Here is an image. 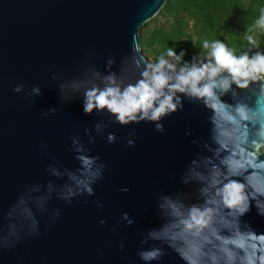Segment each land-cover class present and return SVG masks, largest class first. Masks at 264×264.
I'll use <instances>...</instances> for the list:
<instances>
[{
	"label": "water",
	"instance_id": "1",
	"mask_svg": "<svg viewBox=\"0 0 264 264\" xmlns=\"http://www.w3.org/2000/svg\"><path fill=\"white\" fill-rule=\"evenodd\" d=\"M166 2L0 0V228L6 227V214L26 185L66 182L46 169L59 161L61 170H76L71 137L79 134L87 143L86 127L96 136L95 143L87 144L89 154L107 165L104 178L94 185V196L71 204L54 196L48 211L59 209V219L52 223L47 212H37L39 234L0 250V264H143L137 251L153 244L142 245L141 240L160 223L155 216L159 196L192 191L180 178L200 151V142L208 138V113L202 106L185 102L182 111L163 121L166 132L161 134L150 123L122 127L110 123L107 113L86 115L80 98L61 104L58 83L51 79L53 72L78 76L89 63L106 71L109 58L116 60L113 71L118 72L134 46L142 52L141 29ZM15 84L26 90L38 86L43 94L25 99L13 91ZM54 107L55 116L41 117ZM98 121L108 125L105 138L94 131ZM110 132L118 138L114 144L107 143ZM127 139L135 144L127 146ZM125 187L128 192L120 191ZM124 213L135 220L133 225L121 221ZM243 220L264 233V217L255 208ZM166 253L159 264H184L171 250Z\"/></svg>",
	"mask_w": 264,
	"mask_h": 264
},
{
	"label": "clouds",
	"instance_id": "2",
	"mask_svg": "<svg viewBox=\"0 0 264 264\" xmlns=\"http://www.w3.org/2000/svg\"><path fill=\"white\" fill-rule=\"evenodd\" d=\"M261 31L264 9L247 27L244 39L248 49L239 55L220 39H205L200 56L191 62L184 61L185 51L177 55L173 47L151 62L134 46L118 72L113 71V58L107 59L106 71L89 63L78 76L68 78L53 72L51 79L58 83L61 104L80 98L86 115L107 113L110 123L122 127L150 123L164 134L163 121L182 111L185 102L202 106L208 113V138L200 142V151L180 178L192 191L159 196L155 216L160 223L145 232L141 240L142 245L150 241L153 244L137 251L143 264H159L166 249L184 264H264V233H257L243 220L253 208L264 217V51H260L256 38ZM13 91L24 94L25 99L43 94L40 87L26 90L23 84H15ZM57 111L54 107L40 115L48 118ZM107 126L103 121L96 122V135L105 138ZM84 133L87 143L79 134L71 137V151L79 162L75 171L61 170L59 161L46 169L50 176L66 177L65 183L26 185L10 206L8 223L0 228V250L11 249L39 234L37 212H47L55 223L60 210L48 211L54 196L71 204L83 196L95 195L94 185L104 178L107 165L100 162L99 156L89 154L87 144L96 142L93 129L86 127ZM106 140L114 144L118 138L110 132ZM134 144V140L127 139V146ZM46 147L41 145L42 149ZM42 189L45 194H39ZM96 203L103 207L101 201ZM121 221L128 226L135 223L128 213L121 216ZM118 226L114 225L113 231ZM119 247L123 251L125 245Z\"/></svg>",
	"mask_w": 264,
	"mask_h": 264
},
{
	"label": "trees",
	"instance_id": "3",
	"mask_svg": "<svg viewBox=\"0 0 264 264\" xmlns=\"http://www.w3.org/2000/svg\"><path fill=\"white\" fill-rule=\"evenodd\" d=\"M262 9L264 0H167L141 29L143 55L155 62L173 47L177 55L185 51L184 61L191 62L200 56L205 39H220L239 55L248 49L245 32ZM256 38L264 51V31Z\"/></svg>",
	"mask_w": 264,
	"mask_h": 264
}]
</instances>
